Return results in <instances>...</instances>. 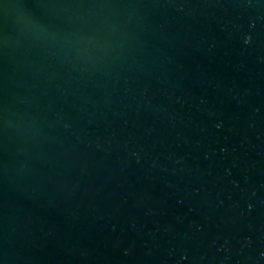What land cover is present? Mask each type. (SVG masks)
<instances>
[{"label":"water","instance_id":"water-1","mask_svg":"<svg viewBox=\"0 0 264 264\" xmlns=\"http://www.w3.org/2000/svg\"><path fill=\"white\" fill-rule=\"evenodd\" d=\"M0 264H264V0H0Z\"/></svg>","mask_w":264,"mask_h":264}]
</instances>
